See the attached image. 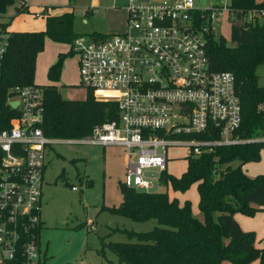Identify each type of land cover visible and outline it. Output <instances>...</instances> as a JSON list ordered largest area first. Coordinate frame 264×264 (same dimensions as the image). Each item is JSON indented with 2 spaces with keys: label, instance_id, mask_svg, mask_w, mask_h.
I'll return each mask as SVG.
<instances>
[{
  "label": "built area",
  "instance_id": "1",
  "mask_svg": "<svg viewBox=\"0 0 264 264\" xmlns=\"http://www.w3.org/2000/svg\"><path fill=\"white\" fill-rule=\"evenodd\" d=\"M201 1L128 0L124 31L73 39L80 85L117 108L116 118L85 136L45 135L43 86L12 89L7 104L12 108L10 102L17 101L12 108L17 112L8 127L0 128V264H44L40 213L52 144L120 146L127 164L122 184L148 191L152 183L146 172H156L155 182H161L170 148L184 149L186 154L177 158H189L218 146L264 141V130L251 138L236 133L242 114L234 76L212 70L207 54L208 38L216 35L223 14L236 11L231 0L208 7ZM260 13L264 16V10ZM4 47L3 39L0 55ZM99 93L113 97L101 99Z\"/></svg>",
  "mask_w": 264,
  "mask_h": 264
},
{
  "label": "trees",
  "instance_id": "2",
  "mask_svg": "<svg viewBox=\"0 0 264 264\" xmlns=\"http://www.w3.org/2000/svg\"><path fill=\"white\" fill-rule=\"evenodd\" d=\"M16 1L0 0V16ZM18 1L22 7H16V15L28 12L24 0ZM230 6L243 17L240 43L228 46L223 36L211 35L207 54L212 70L233 74L242 114L236 133L251 138L264 130V86L256 73L264 63V16L251 12L264 10V0H231ZM65 7L69 9L63 14L46 17L44 30L6 31V25L1 24L5 47L0 55V128L8 127L17 112L7 104L12 89L35 83L36 58L44 48L45 37L70 43L78 36L72 30L74 12ZM65 57L58 54L47 71L51 83L41 85L45 93L40 126L53 138L85 136L93 127L117 116L114 103L97 100L90 91L84 99L60 96L55 84L60 80ZM263 148L264 141L218 146L187 158L186 169L179 177L162 174V183L174 192L197 185L198 208L204 222L193 216L189 200L180 203L167 192L138 191L120 183L123 201L112 210L137 221L154 220L155 225L148 232L124 230L129 241L102 244L124 264H249L256 259L264 264V240L261 247H256L255 232L242 230L234 218L235 213L253 216L264 209V174L251 177L243 170L246 163L260 160Z\"/></svg>",
  "mask_w": 264,
  "mask_h": 264
},
{
  "label": "rangeland",
  "instance_id": "3",
  "mask_svg": "<svg viewBox=\"0 0 264 264\" xmlns=\"http://www.w3.org/2000/svg\"><path fill=\"white\" fill-rule=\"evenodd\" d=\"M127 1L24 0L29 11L10 19L9 17L16 14L15 5L22 7L21 1L17 0L14 5L8 7L4 17L0 18V28L7 18L13 31L44 30L46 17L63 14L62 9L69 5L75 15L72 30L76 34L119 33L126 28ZM217 1L203 0L200 5L214 6ZM91 7L98 9L97 12L88 13L87 10ZM35 12L41 15L35 17ZM251 12L255 13V16H261L259 12ZM242 19L240 11L231 15L225 12L216 29V35L223 36L228 46H237L240 43ZM5 25V30L8 31V24ZM4 34L0 29V43ZM70 43L45 37L44 48L36 59L34 82L47 85L50 62L55 61L59 53H63L66 57L62 64L61 77L55 84L58 93L64 99H83L86 88L79 83L77 55L70 50ZM256 73L259 76V84L264 86V63L256 68ZM98 97L110 99L113 94L99 93ZM124 153V148L120 146L102 147L61 141L47 148L48 163L44 171L40 213L41 249L46 252L44 264H124L118 262L117 256L102 244V241L126 242L129 238L124 230L148 232L153 228L154 220L137 221L112 210L123 201L120 182H123L127 169ZM184 154L186 151L182 148L168 150L170 160L167 173L180 176L185 171L187 158H177ZM233 164L236 165V162ZM256 166L257 163H249L243 168L245 172L252 173ZM145 177L152 183L147 192H167L169 196L172 195L173 191L162 183V179L161 182H155L158 177L156 172H146ZM173 195L182 203L189 200L193 216L204 222V215L198 208L196 184H192L185 192H175ZM263 238L264 236H257V246L260 247V240ZM249 264H257V259Z\"/></svg>",
  "mask_w": 264,
  "mask_h": 264
},
{
  "label": "crops",
  "instance_id": "4",
  "mask_svg": "<svg viewBox=\"0 0 264 264\" xmlns=\"http://www.w3.org/2000/svg\"><path fill=\"white\" fill-rule=\"evenodd\" d=\"M258 2H260V1H263V0H257ZM16 6L17 5H15V13H16ZM69 6V5H68ZM93 8V7H92ZM95 8V7H94ZM8 9V8H7ZM69 8H66L65 6H64V8L62 9L63 11H65V10H68ZM87 10V9H86ZM90 11H91V8L89 9ZM89 10H87V12L88 13H92V12H90ZM98 10V9H97ZM6 12H7V10H6ZM5 12V13H6ZM4 13V14H5ZM4 14L3 15H1L0 16V18H2V17H4ZM15 16H17L16 14L15 15H12L11 17H9L10 19L12 18H14ZM125 16H126V11H125ZM86 20H84V22H85ZM126 21V20H125ZM10 22V21H9ZM9 22H8V20H7V18H5L4 19V21H3V23H1V24H8V26H7V30L8 31H13V30H11V28H10V25H9ZM14 31H16V30H14ZM19 31V30H18ZM37 59V58H36ZM52 63H54L55 61H51ZM50 62V65L52 64ZM49 65V66H50ZM35 72H36V69H35ZM51 82L49 81V83L48 84H50ZM36 84V83H35ZM39 85H41V84H39ZM85 98V97H84ZM83 98V99H84ZM260 155H261V157H260V160L259 161H256V162H248V163H246L243 167L244 168H246L248 165H249V163H257V166H256V170H254L252 173H250V172H245L247 175H249V176H251V177H253L254 175H256V174H259V173H262V174H264V148L260 151ZM244 168H243V170H244ZM185 170V169H184ZM177 177H179V176H177ZM121 183V182H120ZM175 192L173 191L172 192V195L171 196H169L170 198H172V197H175L173 194H174ZM177 198V197H176ZM178 199V198H177ZM198 199H199V197H198ZM179 200V199H178ZM180 202V201H179ZM180 203H182V202H180ZM191 207H192V204H191ZM234 218H235V220L237 221V223L239 224V226L241 227V229L242 230H244V231H254L255 232V234H256V239H257V236H264V209L263 210H261V211H258L255 215H253V216H249V217H246V215H244V214H242V213H235L234 214ZM259 234V235H258ZM263 240H264V238L263 239H261L260 240V247H261V245H262V242H263ZM256 247H258L259 248V246H257L256 245ZM257 264H258V260H257Z\"/></svg>",
  "mask_w": 264,
  "mask_h": 264
},
{
  "label": "water",
  "instance_id": "5",
  "mask_svg": "<svg viewBox=\"0 0 264 264\" xmlns=\"http://www.w3.org/2000/svg\"><path fill=\"white\" fill-rule=\"evenodd\" d=\"M17 104H18L17 101H11V102H10V106H11L12 108H15V107L17 106Z\"/></svg>",
  "mask_w": 264,
  "mask_h": 264
}]
</instances>
